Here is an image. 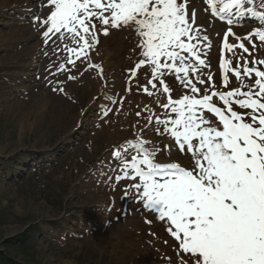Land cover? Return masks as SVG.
Instances as JSON below:
<instances>
[{
	"label": "rangeland",
	"instance_id": "rangeland-1",
	"mask_svg": "<svg viewBox=\"0 0 264 264\" xmlns=\"http://www.w3.org/2000/svg\"><path fill=\"white\" fill-rule=\"evenodd\" d=\"M262 4L254 0L257 11H264ZM207 8L206 0L188 2L189 14L195 12L196 25L212 42L211 67L205 72L214 74L219 87L228 28L252 50L243 38L261 21L245 16L243 23L226 26ZM49 14L46 0H0V249L5 239L27 233L19 249H3L21 264H178L176 242L165 226L141 208L133 191L124 194L132 181L114 179L120 173L112 150L140 135L150 115L145 106L164 115L156 97L137 88V81L146 83L143 69L127 91L129 70L139 58L134 51L139 37L112 29L100 35L89 59L82 57L75 67L66 65L69 70L59 72L67 59L64 44L75 45L56 37L45 43L40 21ZM255 40L249 61L264 59V45ZM229 42L237 43L232 36ZM90 64L100 65L103 74ZM167 82L175 83L172 77ZM230 87H239L234 77ZM186 91L175 83L173 98ZM109 98L122 103L112 104ZM143 137L162 149L159 160L177 155L175 148L172 157L167 155L164 146L173 143L167 136L145 128ZM39 232L44 233L39 237Z\"/></svg>",
	"mask_w": 264,
	"mask_h": 264
},
{
	"label": "snow or ice",
	"instance_id": "snow-or-ice-1",
	"mask_svg": "<svg viewBox=\"0 0 264 264\" xmlns=\"http://www.w3.org/2000/svg\"><path fill=\"white\" fill-rule=\"evenodd\" d=\"M188 2L46 0L50 14L40 21L45 26L42 35L45 43L56 37L75 45L64 44L67 59L59 72L69 70L66 65L75 67L82 57L89 59L100 35L108 36L112 29L131 30L139 37L134 49L139 58L129 70L127 91L143 69L146 83L137 81V88L155 96L164 115L145 106L150 115L141 135L112 150L120 173L114 179L132 181L124 194L133 191L141 208L165 226L176 242L178 264H264V59L247 58L257 48L256 37L264 45V28L243 38L252 50L228 28L218 87L214 74L205 72L211 67L207 57L212 42L196 25L195 12L189 14ZM206 4L213 17L230 26L235 17L264 22V11L256 10L254 0ZM229 36L237 43H230ZM89 67L103 74L100 65ZM168 77L187 91L174 99L175 83L170 86ZM232 77L239 87H230ZM145 128L170 138L173 143L164 149L172 157L175 148L174 159H158L162 149L143 137Z\"/></svg>",
	"mask_w": 264,
	"mask_h": 264
},
{
	"label": "trees",
	"instance_id": "trees-1",
	"mask_svg": "<svg viewBox=\"0 0 264 264\" xmlns=\"http://www.w3.org/2000/svg\"><path fill=\"white\" fill-rule=\"evenodd\" d=\"M27 237L28 234L25 233L18 235L15 239H5L3 241L2 246L5 247L8 251H12L11 250L12 248H15V250H17L22 244L25 243ZM0 264H21V263L17 260V258L11 255L10 252H4V253H0Z\"/></svg>",
	"mask_w": 264,
	"mask_h": 264
},
{
	"label": "bare ground",
	"instance_id": "bare-ground-1",
	"mask_svg": "<svg viewBox=\"0 0 264 264\" xmlns=\"http://www.w3.org/2000/svg\"><path fill=\"white\" fill-rule=\"evenodd\" d=\"M18 14H19V13H18ZM29 36H30V35H29L28 33H25V34H24V37H25V38H29Z\"/></svg>",
	"mask_w": 264,
	"mask_h": 264
}]
</instances>
